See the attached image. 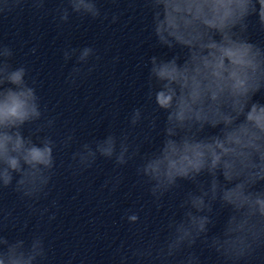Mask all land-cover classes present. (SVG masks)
<instances>
[{
    "label": "clouds",
    "instance_id": "obj_1",
    "mask_svg": "<svg viewBox=\"0 0 264 264\" xmlns=\"http://www.w3.org/2000/svg\"><path fill=\"white\" fill-rule=\"evenodd\" d=\"M49 3L0 0V21L25 11L41 19L51 15L58 27L73 17L108 19L100 0H57L52 9ZM137 5L150 18L153 46L173 53L142 60L151 113L135 107L127 120L131 129L147 121L148 132L139 142L128 131L85 142L68 167L77 174L100 159L112 161L114 170L131 162L157 210L166 199L178 198L175 211L150 238L138 235L113 250V264H205V251L214 256L213 264H252L264 252V189L257 190L264 183V103L254 99L264 95V42L253 39L264 35V0H129L130 8ZM118 19L112 14V23ZM15 56L14 46L0 39V194L10 189L30 215L40 220L47 215L51 222L56 215L48 213L59 208V200L49 207L40 203L54 186L58 143L42 133L55 120L46 118L37 81ZM62 56L66 64L75 59L66 77L70 85L95 70L90 59L100 60L92 46H68ZM73 141L70 133L59 144L67 149ZM145 145L153 150L144 151ZM122 182L117 173L103 187L116 191ZM185 182L193 187L184 190ZM225 209L221 230L211 233ZM0 217V264H48L51 246L39 224L25 237V222L10 238L17 229L16 222L8 223L12 211L0 207ZM122 219L136 225L140 212L126 209Z\"/></svg>",
    "mask_w": 264,
    "mask_h": 264
}]
</instances>
